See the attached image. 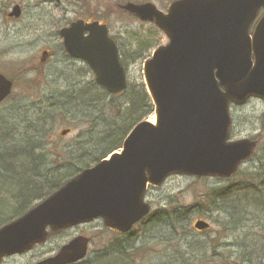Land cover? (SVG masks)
I'll return each instance as SVG.
<instances>
[{
	"label": "rangeland",
	"instance_id": "rangeland-1",
	"mask_svg": "<svg viewBox=\"0 0 264 264\" xmlns=\"http://www.w3.org/2000/svg\"><path fill=\"white\" fill-rule=\"evenodd\" d=\"M173 1L0 0V73L14 82L13 92L0 104V131L6 129L8 133L6 138L0 139V146L7 150L32 145L39 147L36 154L44 152L48 162H39L36 169L30 162L27 164L31 167L28 180L40 190L50 186V179L59 178L62 172L58 169L62 165L57 163V154L64 161L62 156L67 158L68 155L63 150L70 152L74 142L83 141L85 134L92 133L99 140L113 128L120 129L131 122L130 93L141 85L146 90L143 65L154 50L168 43L166 34L154 23L141 21L122 6L128 2H152L166 12ZM16 6L21 15L8 16ZM93 14L108 26L119 45L121 61L128 74V95H109L98 88L87 65L70 58L64 50L60 30L78 20L93 19ZM45 51L46 56L43 55ZM105 94L107 98L103 97ZM112 102L119 105L118 110L111 107ZM149 102L151 107L143 119L155 121L150 98ZM231 116V139L256 141L253 156L231 178L171 175L162 185L150 187L146 195L152 205L149 216L162 221L148 230L141 231L140 226L132 232L137 238L130 243L136 242V246L143 245L150 250L145 257L138 258L139 264H264V201L258 211L254 208L259 205H242L244 197L237 189L250 185L257 190L261 188L260 193L264 195V101L258 97L249 98L244 105L232 106ZM134 125L131 122L119 130L123 133L121 142ZM26 135L32 136L28 144L23 138ZM80 147L85 148L87 154L89 145ZM94 151L100 153V149ZM84 158L92 159L88 155ZM17 171L23 173L24 168ZM50 172L52 176L46 180L45 174ZM248 174H254V178ZM13 181L0 172V225L22 215L41 200L31 192L23 195L24 192L14 188L17 180ZM211 189L215 197L209 199L206 195ZM223 192H227L224 198ZM24 199L30 202L25 209L20 207ZM239 207L248 210L241 218H237ZM167 216L172 221L166 220ZM3 218L7 219L1 220ZM196 218L209 221L210 229L196 232L193 227ZM231 222L242 227L231 229ZM225 226H230L229 231L223 228ZM77 235L92 238L87 256L91 259L115 237L100 219H96L54 233L46 243L35 245L26 254L5 259L2 264H33L52 256Z\"/></svg>",
	"mask_w": 264,
	"mask_h": 264
},
{
	"label": "water",
	"instance_id": "water-1",
	"mask_svg": "<svg viewBox=\"0 0 264 264\" xmlns=\"http://www.w3.org/2000/svg\"><path fill=\"white\" fill-rule=\"evenodd\" d=\"M122 9L168 37L143 65L156 120L138 123L120 152L82 170L0 227V264L54 233L95 219L115 232H129L150 213L145 201L150 185L159 186L173 174L229 178L255 151L256 141L230 140V104L242 105L251 97L264 101V14L251 32L264 0H175L166 12L152 2H128ZM20 14L16 6L9 16ZM60 35L66 53L86 62L96 83L111 94L126 89V71L106 24L78 20ZM12 87L0 73V103ZM208 227L205 220L195 223L199 230ZM89 240L78 235L35 264L81 261Z\"/></svg>",
	"mask_w": 264,
	"mask_h": 264
},
{
	"label": "trees",
	"instance_id": "trees-1",
	"mask_svg": "<svg viewBox=\"0 0 264 264\" xmlns=\"http://www.w3.org/2000/svg\"><path fill=\"white\" fill-rule=\"evenodd\" d=\"M109 5L107 6V8H110ZM107 8H105V9L103 8V10H106ZM106 13H108V11ZM91 18H95V14H93V17L91 16ZM94 83H95V81H94ZM96 85L98 88H101L105 92H107V90L104 89L103 87L99 86L98 84H96ZM127 90H128V88H126L120 95L121 96L125 95V94L128 95V93H126ZM108 94L110 95V93H108ZM131 94H133V96H134L133 98H132ZM103 97L107 98L108 96L105 94ZM148 102H149V96H148V94L144 88V85H141L139 88L136 87V89H132V92L130 93V101H129V109L132 107L131 108L132 116H130L129 119L131 120V122L133 124H137L140 120L143 119V117L146 116V113H147L146 110L148 109V107H151L150 102L149 103ZM107 106L110 107V104H107ZM111 107H113L115 109L117 108V110H118L119 105L112 102ZM152 110H153V107H152ZM131 122L128 121V123L124 124L122 127H124L125 125H128ZM122 127L120 128L121 130L124 129ZM120 129H119V127L113 128L103 138H99V140H97L98 138H96V136H94L92 133L85 134L84 136H86V137L83 140L84 142L76 140V142H74V147H73V149H71L70 152L63 150L64 153L66 155H68L67 158L66 157L64 158L62 156V159L64 161H61V156H59L57 154V156H58L56 159L57 163L62 165L58 169H60L62 172L60 173L59 178H56L55 176H53L50 179V181L52 180L51 181L52 184L50 186L46 187V189H44V190H40L39 187L37 189V186L35 185V183L28 180V173L31 171L30 170L31 167L36 169V168H38L39 162L40 163L42 161L48 162L46 156L44 155V152L38 153L39 155L36 154V150H38V148H39L37 146H32L30 144L31 146H29L28 148L22 146V147H16L14 149H8L5 147L7 150L4 149V146H0V147H2V148H0V172H2L3 175H7L8 180H10V179H12L14 181L17 180L14 184V186H16V187H14V188L15 189L17 188L19 190V192H24L23 195L29 194L31 192L32 195H34V196L38 195L35 197H40L41 200H44L49 195H51L53 192H55L56 190L61 188L63 185H65L70 179H72L73 177L78 175L82 170L90 167L91 164L92 165L96 164L97 162H99L100 160L105 158L108 155V153H110L111 151L120 148L123 144V142H121V138L123 136L122 135L123 133L121 131L119 132ZM7 136H8V133H7L6 129L5 130L2 129L0 131V139L6 138ZM116 136L118 137V139H115ZM23 138H26V142L28 144L31 141L32 136L26 135ZM94 139H96V140L94 141ZM88 142H92V143L89 144ZM86 143L89 145V150H88L87 154H86V149L83 147H80V145H85ZM97 149H100V153H96L94 151V150L97 151ZM93 151H94V153H93ZM12 152H14L15 154ZM89 152H92V153H89ZM84 154H85V156H84ZM87 155L90 156L92 159L87 160L86 158H84V157H87ZM80 157H83L84 159L80 158ZM29 162H30L31 167H28V165H27ZM21 168H24V172L18 173L17 169H21ZM49 170L51 171L50 168H49ZM15 176H17V177H15ZM50 176H52L51 172L46 173L45 174L46 180H48ZM247 176H252V178H254V174H248ZM237 189L240 192L239 194L244 197L242 199V202H240V204L242 203V205L249 206V207L259 205L258 207L254 208L258 211L259 210L258 208L261 206V203L264 201V195H261L262 193H260L262 191L261 188H258L260 190H257L253 186L251 187L250 185H244V186H241ZM213 192H214V189H211L208 192V194L206 195L207 198H209V199H210V197L214 198L215 196L213 195ZM263 192H264V190H263ZM226 193L227 192H223V194H221V195H223V198L225 197ZM30 198H32V197H30ZM30 198H29V200H30ZM259 198H260V201H259ZM29 200L25 201V199H24V201L20 205V207L21 208L24 207V209L26 207H28V204L30 203V202L28 203ZM239 208L240 209H237V212H238L237 218H241V217L245 216L246 211H248L246 209H242L241 207H239ZM241 212H243V214H241ZM233 217H234V215H233ZM178 218H180V217H178ZM182 218H187V217L182 216ZM6 219L7 218H3L1 220H6ZM12 219H14V218H12ZM149 219H150L149 222L145 223V221H147V220H145V221L139 223L137 225V227L142 226L141 231H144V230H148L152 226H154V225H156L162 221V220H159V219L154 218V217L153 218L150 217ZM166 220L172 221V218L167 216ZM231 224H232L231 229H234V230H237V229L242 227L239 225V223L234 225L233 222H231L229 225H231ZM2 225L3 224H1L0 227ZM223 228H226L229 231L230 226H229V228H227L226 226ZM142 229H144V230H142ZM111 233L114 234L115 237H113L111 239L112 241L110 242V244L107 245V248H105V247H103L102 249L100 248L99 250H97V253L94 254L95 255L94 258L91 259V258L86 257L85 261L83 260V261L79 262L78 264H121L122 262H123V264H139L138 258L139 257H145L146 254H149L150 250L146 249L145 246L136 247L135 243L123 245V240L127 239V235L129 233L124 234V235L123 234H116L114 232H111ZM215 252H216V247H214L213 253H215ZM126 261H128L129 263H126Z\"/></svg>",
	"mask_w": 264,
	"mask_h": 264
},
{
	"label": "bare ground",
	"instance_id": "bare-ground-1",
	"mask_svg": "<svg viewBox=\"0 0 264 264\" xmlns=\"http://www.w3.org/2000/svg\"><path fill=\"white\" fill-rule=\"evenodd\" d=\"M8 16H9V15H8ZM110 95H117V94H110ZM232 106H238V105H237L236 103H231V104H230V107H232ZM151 121H154V120H151ZM37 189H38V187H37ZM36 205H37V204L33 205L30 209H32V208L35 207ZM30 209H28L26 212H28ZM16 210H17V209H16ZM26 212H24L23 214H25ZM23 214H22V215H23ZM22 215H20V216L14 218V219L8 221L7 223H10V222H12V221L18 219V218L21 217ZM7 223L3 224L2 226L6 225ZM2 226H1V227H2ZM154 226H155V225H154ZM48 232L51 233V229H50V228H48ZM86 237L90 238V240H89V244H88V248H90L91 243H92V239H91L90 236H86ZM136 238H137V237H136V236H133L132 233H129V234L127 235V239H126V240H123V245H128V244H130V242H132L131 239L134 240V239H136ZM135 245H136V242H135ZM140 246H143V245H140ZM140 246H136V247H140ZM85 259H86V257H85L83 260H85ZM83 260H81V261H83ZM37 262H38V261H36L35 263H37ZM78 262H79V261H78ZM78 262H75V263H73V264H77ZM35 263H33V264H35Z\"/></svg>",
	"mask_w": 264,
	"mask_h": 264
},
{
	"label": "flooded vegetation",
	"instance_id": "flooded-vegetation-1",
	"mask_svg": "<svg viewBox=\"0 0 264 264\" xmlns=\"http://www.w3.org/2000/svg\"><path fill=\"white\" fill-rule=\"evenodd\" d=\"M264 13V10H262V11H260V14H259V16H261L262 14ZM258 142V141H257ZM198 220H205V221H207L206 219H204V218H196L194 221H193V227H194V230L196 231V232H198V233H204V232H207L209 229H210V227H211V225H210V222L209 221H207L208 223H209V227L207 228V229H205V230H199V229H197V228H195V223L198 221ZM224 229H226V228H224ZM227 230V229H226ZM107 231H110V230H107ZM228 231V230H227ZM110 232H114V231H110ZM116 234H125V233H117V232H115Z\"/></svg>",
	"mask_w": 264,
	"mask_h": 264
}]
</instances>
